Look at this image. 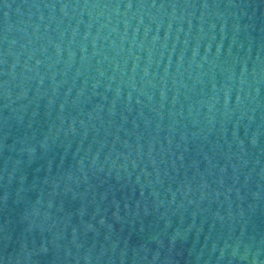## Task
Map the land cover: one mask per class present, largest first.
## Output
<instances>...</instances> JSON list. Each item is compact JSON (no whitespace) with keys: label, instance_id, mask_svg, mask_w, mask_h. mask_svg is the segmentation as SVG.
<instances>
[{"label":"water","instance_id":"95a60500","mask_svg":"<svg viewBox=\"0 0 264 264\" xmlns=\"http://www.w3.org/2000/svg\"><path fill=\"white\" fill-rule=\"evenodd\" d=\"M0 264H264V0H0Z\"/></svg>","mask_w":264,"mask_h":264}]
</instances>
